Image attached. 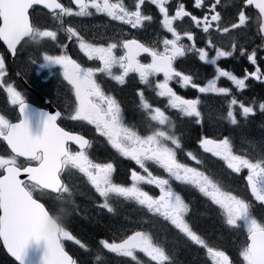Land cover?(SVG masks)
Listing matches in <instances>:
<instances>
[{
	"label": "snow or ice",
	"instance_id": "obj_1",
	"mask_svg": "<svg viewBox=\"0 0 264 264\" xmlns=\"http://www.w3.org/2000/svg\"><path fill=\"white\" fill-rule=\"evenodd\" d=\"M74 2L78 8L75 13L71 7H66L58 0H0V41H3L13 55L22 41L38 43L43 38L57 41V31L41 30L30 22V9L38 4L49 9L61 26L64 24L65 16L89 17L93 15L92 10H95V13H102L114 21L129 25L132 29L144 27L146 22L153 20V17L143 10V6L148 2L155 5L162 16L160 23L163 29L171 34V39L164 37L149 43L123 35L118 38L108 37L107 40L111 42H107L105 46L102 42H89L76 28L67 27L64 29L67 38L69 40L75 38L79 49L88 60L98 61L99 66L84 67L66 53H45L42 57L43 62L39 64L41 69H58L63 80L71 85L75 96V108L74 114L69 118L94 125L96 131L107 138L112 148L134 161L146 175L132 170L131 186L114 182L113 163H97L90 159L85 151L90 147V141L83 135L73 134L58 126L60 111L53 114L32 108L22 93L12 83H8L5 87L7 99L11 105L18 107L19 120L11 122L0 114V139L10 148L9 154L0 155V238L7 251L18 264H27L29 244L35 243L39 246L43 242L45 250L41 264H77V260L65 251L62 240H74L81 248H85V244L66 229L59 214H50L45 203L40 202L49 193L70 194L61 176L66 169H76L87 177L99 196L104 198L101 207L107 209L109 213L114 211L109 204L110 194L125 200H134L142 209L156 217H163L194 244L205 248L213 264H234L225 251L210 246L193 230L185 219L189 211L188 204L181 195L173 191L170 179L174 178L176 181L196 186L219 207L227 226L245 230L246 241L238 250L242 264H264V222L254 217L251 203L230 191L221 190L218 183L208 175L177 161L176 149L181 147L180 140L174 132L164 130L165 126L170 125V117L160 107H153L149 103L144 90L138 92L139 105L151 121L161 126L154 128L148 135H140L134 127L124 123L120 103L113 95L107 94L97 80L99 73L122 85L130 73L137 74L141 84L152 88L157 96L167 98L168 107L177 109L183 116L195 118L199 123L202 118L201 99H185L177 95L169 86L170 81L176 80L182 88L190 86L202 94L216 93L225 98L231 96L226 119L232 125H238L237 115L248 120L255 114V102L238 100L228 87H219L218 81L226 78L237 89L244 90L249 77L261 80L264 78V72L257 67L253 72L246 71L241 78L225 70L217 61L221 57H232L237 52V45L234 43L229 51L222 50L209 37L206 47L215 49L216 53L209 59V52L205 47L196 46V37L191 30V23L197 27L203 24L202 31L208 34L212 22L215 21L218 31L230 32L227 26L220 28L221 14L216 10L220 0L215 2L194 0L196 8L207 7L202 20L187 11L183 3L176 5L174 15L170 14L168 0H133L131 6H127L124 0L117 2L74 0ZM253 6L259 13L260 44L250 52L241 46L238 54L246 56L252 65H256L258 53L264 51V0H238L236 7L238 21L233 19L230 25L231 29H240L246 25L249 16L243 9ZM185 17H190L189 28L178 30L174 22ZM185 38L191 43L185 44L183 42ZM59 46L67 48L66 44ZM189 53L198 56L200 61L214 66V76L207 79L204 86H201L193 75L186 74L184 70H177L176 62ZM142 54L150 57V62H143ZM32 63L36 61L33 60ZM114 69L119 70L118 74L113 71ZM6 74L5 59L0 55V86L4 85ZM160 74H163L162 81L155 79ZM258 106L261 113H264V102ZM34 122L42 125V131L38 134L32 132ZM69 142H74L80 150L72 151ZM199 143L205 152L225 161L227 167L234 173L247 169V186L255 200L264 205V147L261 148L259 158L252 159L236 154L229 137L223 139L204 137ZM169 144L174 147H170ZM187 155L193 160L197 159L191 152ZM146 162H152L163 169L169 179L153 175ZM22 176L26 179H22ZM141 182L155 185L159 189V195L153 196L143 191L139 186ZM56 199L63 201V196L57 195ZM127 231L129 230H125V234L121 235L118 242L102 239L99 244L109 253L131 258L135 264H141L137 253H143L155 264H172L166 247L158 243L150 232L131 229V234H126Z\"/></svg>",
	"mask_w": 264,
	"mask_h": 264
},
{
	"label": "rangeland",
	"instance_id": "obj_2",
	"mask_svg": "<svg viewBox=\"0 0 264 264\" xmlns=\"http://www.w3.org/2000/svg\"><path fill=\"white\" fill-rule=\"evenodd\" d=\"M246 12L249 16V20L251 21V17L253 16L251 11H246ZM245 26H250V25L246 24L243 26V28H245ZM47 30H52V27L49 26V28ZM51 42L52 41L50 40L49 41L50 46L53 45ZM55 46L59 47V45H55ZM49 48L46 49V48H44V46H42L40 44H37L35 46H31V44H30L24 51V53H25L26 50H28V55L25 56L24 58L22 55V58L19 62V66L21 68L20 71H22L23 73H29L30 69L33 68L38 73L36 76L37 79L39 78L40 80L52 75L53 71L60 73L59 70L56 68L41 69L39 67V64L43 62L42 57L45 53L58 54L56 51H51ZM22 59H25V60L23 61ZM33 60H35L36 63L33 64L32 63ZM236 66L240 67L239 61H236ZM4 83H5V80H4ZM62 95L68 96L66 93H62ZM53 96H54V102L59 101L58 103L61 105H63L61 103L62 101H63V103H64V101L66 103H69L70 100L72 99L71 103H69V106L64 104L63 108H65V110H66L65 112L67 113L68 118L71 114H74V109L72 108L73 103H75L74 94L71 95V97L66 98V99L63 97H58V94L57 95L55 94ZM13 112L15 113V109H13L12 113ZM167 116H169V115H167ZM203 116L207 117L205 115H203ZM169 117H170V125L165 126L164 130H166V131L170 130V131L174 132V134L180 140V135H179L178 131L174 130L175 127H172L173 124L176 122L177 116L170 115ZM183 117H186V116H183ZM179 119L183 120V121L186 120L184 118H179ZM188 119L190 121L191 119H194V118L189 117ZM70 121H73V120L70 119ZM209 123H210L211 128L209 130H201V134L198 136L199 140L204 138V137H207L210 139H217L219 136L222 135L221 133L224 132V130L220 131L218 129H222L224 126H233L230 123V121L228 119H226V114H224V115H219V114L209 115ZM89 126L92 127L94 125H89L86 122H84L83 125H80V127H83L84 129H88ZM158 127H161V126H158ZM215 133H218V134L214 135ZM180 142H182V141L180 140ZM170 147H174V146H172L170 144ZM181 149H182V145L178 149V153L180 152ZM111 151L116 152L115 149H112ZM7 154H9V153L6 152L5 150H3L0 146V155H7ZM106 156H104L102 154L101 156L97 157V160H103L104 161L106 159ZM94 162H96V161H94ZM146 163L153 164L152 162H146ZM154 166L159 168L156 165H154ZM159 169H161V168H159ZM74 170H76V169H74ZM161 170H163V169H161ZM72 175H75V179L77 178L79 180H82L83 182L77 183V182L73 181L71 176H68V178H67L68 186L67 187L69 188L70 194L69 193H63V198H67L68 201L66 202V204L64 206H62V204L60 203L61 202V200H60V202H58V210H60L61 214L63 213V215H67V216H61L59 214L62 217V220L66 226V229L74 237L77 236L78 239L81 240V242L83 244H85V246H86L85 248H81L79 245H77L75 243L74 240H68L70 242V245L76 248L75 249L76 254L80 257V259H82L84 257L85 253H87V252L92 253L95 251L98 254V256L94 257L93 264H97L96 261L104 259V258H110L109 261H111L112 263H116V264L119 262H124V264L125 263L127 264V261L130 264H135L134 261H131V258H125V257H120L118 255H112L106 249H103L102 245L97 244L96 234L99 233V235L104 236V237H106L112 241V240H115V239L121 237L119 235L125 234V230H129V231H127L126 234H130L131 229L143 230V228L146 226L149 227V228H147V231L153 235L154 239L158 243L163 244L165 247L169 246L170 250H173L174 254H178V241L183 239L181 236L182 233H180L178 229H176L173 225H171L170 222L164 220L163 217H157L156 218V216L154 217V215L152 213H150L149 217L144 218V215L141 212H135L134 210H132V212H127L124 208H120V207H122L123 205H125L127 203L130 204L131 200H125L123 198L116 197L115 195L114 196L110 195V197H109V204L114 209V211L112 213H109L107 211V209H104L101 207V204L103 203L104 198L99 196V194L95 191L94 187L87 180V177H85L78 170H76L75 173H73ZM181 196L184 197L186 201L193 200L195 202H201L200 204H198L197 209L201 206L205 207L204 209H202V211L198 212V216L203 221L202 223H200L201 227L207 229L211 236H214L215 234L222 232V230L219 229L218 226L213 224L211 227H208L206 225V222H204L209 218V214H208L207 209H206L207 203L209 205H211L212 207H215L217 214L219 215V217L222 220L221 210L219 209V207L217 205H215L211 201V199L209 197L205 196L200 191L198 193L194 194L193 196L190 195L189 193L186 195L182 194ZM135 206H137V204ZM63 210H66V211L62 212ZM193 213H194V209L191 212H188L187 214H189L192 217ZM75 216H77V217L74 218ZM81 219L88 222V223L85 226H82L81 225V222H82ZM151 219L156 220L154 222V224H152L153 222ZM199 229H201V228L199 227ZM235 229H236L235 236L233 238V242L229 243L230 244L229 248L235 249L234 251H238L241 244H242L241 243L242 242V240H241L242 234L246 233V232L243 228H240V227H237ZM94 230H96V233ZM168 232H169L170 236H172V234H175V236L177 238L175 240L169 239L167 237ZM202 238H204L209 243L210 246H213L214 248H216L218 250H225V249H223L218 238H216V239L207 238L204 235L202 236ZM198 248L200 249V251L204 250L203 248L195 246V250L197 252H200V251H198ZM182 250L188 251L187 249L185 250L184 248H182ZM137 258H138V260L141 261V264H155V262L151 261L150 258L147 257L146 255H144L143 253H137ZM198 261H199V258L197 257L193 260L192 264H195ZM0 264H4V260L2 258H0ZM172 264H178V258L173 260ZM188 264H191V262H188Z\"/></svg>",
	"mask_w": 264,
	"mask_h": 264
},
{
	"label": "flooded vegetation",
	"instance_id": "obj_3",
	"mask_svg": "<svg viewBox=\"0 0 264 264\" xmlns=\"http://www.w3.org/2000/svg\"><path fill=\"white\" fill-rule=\"evenodd\" d=\"M62 1V0H61ZM67 3L66 0H63ZM112 2H117V0H112ZM133 0H124V3L127 6H131ZM215 2V0H213ZM183 3L185 5V9L189 12H191L193 15H196L198 18H203V14L207 12V7L201 9L196 8L194 6V0H168V4L170 5V14L175 13V7L176 5ZM67 7H71V5L68 4ZM143 10L146 12V14L151 15L153 17V20L150 22H146L145 29L141 31L139 35H135L136 30L138 29H132L129 25L122 24L119 21H114L110 17H107L106 15L102 13H95V10L93 11V15L89 17H79V29L76 27V29L80 32V34L87 39L89 42H102L106 43L111 42L107 40L108 37H121L123 35L129 36V38L135 37L141 40V42H154L156 40H160L164 37H167L171 39V34L167 33L166 30L163 29L162 24L160 21L162 20V16L159 13L158 8L155 5H152L150 2L146 3L143 6ZM216 10L220 12L221 19L222 18H229L231 14V7H230V0H220L219 4L217 5ZM78 11V9L73 10L75 13ZM214 22H212V27L209 29V36H213L214 31ZM190 24V17H185L183 20L174 22V26L178 27V30L188 29ZM195 26V29L193 27ZM203 24H201L200 27H197L194 23H191V30L194 33V36L196 37V44L197 42L201 41V36L198 35V32H201V34H204L202 31ZM140 29V28H139ZM57 41H52L55 44H66L69 42V39L67 38V35L64 33H61L59 35L57 33ZM185 44H190V41H187L185 38L183 41ZM204 45L203 42L201 44ZM69 47V46H67ZM162 50V45H160ZM79 48V47H78ZM80 51V58L83 63L91 64V65H99L98 61H90L88 58L83 54V52ZM187 56H192L191 53H189ZM186 56V57H187ZM142 61L143 62H150V57H147L146 54H142ZM182 59H180L179 63L178 61L176 64H183L184 62ZM114 72L117 71V69L113 70ZM31 75V74H30ZM101 76V74H100ZM104 78H109L108 76L103 75ZM58 80H50L46 81L43 80L42 82L44 84L39 85V83H34V85L37 87L38 91L42 93L46 98L50 99L52 98V93L58 94V97L67 98L66 95H62V93H68L71 91V85L67 83V81L63 80L62 75L57 76ZM48 83V84H47ZM3 92H0V114L6 115L8 114L6 110V101L4 97L2 96ZM73 94V93H72ZM67 103L66 105H68ZM57 106V105H56ZM43 108H46L45 106H42ZM60 110H62V105L58 104L57 106ZM66 118L61 121L62 125H65ZM0 257L4 260V264H8L6 262V258L0 254Z\"/></svg>",
	"mask_w": 264,
	"mask_h": 264
},
{
	"label": "trees",
	"instance_id": "obj_4",
	"mask_svg": "<svg viewBox=\"0 0 264 264\" xmlns=\"http://www.w3.org/2000/svg\"><path fill=\"white\" fill-rule=\"evenodd\" d=\"M124 101L127 102V100H124ZM256 114L258 115L259 113H256ZM142 115L143 114L139 113L136 109L133 108L131 113H130V115H129V117H128L129 119L124 121V123L127 126L131 127V124H132L131 120H133L135 118V120L137 121V124H136L137 131H138V133L140 135H143L145 133V127H146L145 118H143L144 115L143 116ZM259 117L260 116H254L253 117L255 120H253L251 122V124H252L251 127L252 128H247L246 129L247 136H246V138L244 140H248L250 142H254L256 144V146L261 149V146L264 147V144L261 143V142H264V118L263 119H259ZM182 133H184L183 134V138H185L186 140L187 139L191 140L192 137L193 138H197L198 137L199 130L198 131L197 130L189 131V132L182 131ZM257 133H258V135H257ZM254 134H256L257 136H255ZM216 181L221 183V184H223V183L226 184L227 183V179H223V178L218 179ZM229 187H230L229 191L232 192V194L238 196V194L236 192V188L234 187L232 182L229 183ZM172 236H175V234H172Z\"/></svg>",
	"mask_w": 264,
	"mask_h": 264
},
{
	"label": "water",
	"instance_id": "obj_5",
	"mask_svg": "<svg viewBox=\"0 0 264 264\" xmlns=\"http://www.w3.org/2000/svg\"><path fill=\"white\" fill-rule=\"evenodd\" d=\"M72 1L75 4L74 0H72ZM37 6H40V7L45 8L44 5H42V4H38ZM45 9H47V8H45ZM47 10L50 11L49 9H47ZM255 10L258 11V9H255ZM2 43H3V41H2ZM4 46L7 48V46L5 44H4ZM40 131H42V125H37L34 122L33 125H32V132H33V134H38ZM21 178L22 179H26V177H23V176ZM2 244H3V240H2ZM3 246H4V244H3ZM4 248H5L6 252H7V254L18 264V262L15 260V258L7 251V249H6L5 246H4ZM44 250H45V246L43 245V242H41V244L39 246H37L35 243H30L29 244V248H28L27 264H41V260H42V256H43Z\"/></svg>",
	"mask_w": 264,
	"mask_h": 264
},
{
	"label": "bare ground",
	"instance_id": "obj_6",
	"mask_svg": "<svg viewBox=\"0 0 264 264\" xmlns=\"http://www.w3.org/2000/svg\"><path fill=\"white\" fill-rule=\"evenodd\" d=\"M1 258V257H0Z\"/></svg>",
	"mask_w": 264,
	"mask_h": 264
}]
</instances>
